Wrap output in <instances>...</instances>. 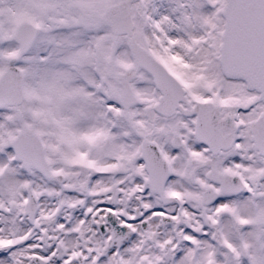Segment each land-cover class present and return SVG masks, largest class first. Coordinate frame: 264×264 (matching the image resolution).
Listing matches in <instances>:
<instances>
[{
  "label": "snow or ice",
  "instance_id": "snow-or-ice-1",
  "mask_svg": "<svg viewBox=\"0 0 264 264\" xmlns=\"http://www.w3.org/2000/svg\"><path fill=\"white\" fill-rule=\"evenodd\" d=\"M0 264H264V0H0Z\"/></svg>",
  "mask_w": 264,
  "mask_h": 264
}]
</instances>
